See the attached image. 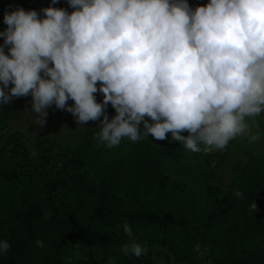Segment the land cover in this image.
<instances>
[{"label": "clouds", "instance_id": "obj_1", "mask_svg": "<svg viewBox=\"0 0 264 264\" xmlns=\"http://www.w3.org/2000/svg\"><path fill=\"white\" fill-rule=\"evenodd\" d=\"M67 3L70 13L5 11L0 106L30 95L36 125L55 105L77 125L103 117L96 139L107 148L151 135L192 153L225 149L248 131V118L264 113V0H208L195 8L188 0ZM123 229L130 243L120 251L146 255L127 222ZM35 245L44 246L40 239ZM10 249L0 239V255Z\"/></svg>", "mask_w": 264, "mask_h": 264}, {"label": "trees", "instance_id": "obj_2", "mask_svg": "<svg viewBox=\"0 0 264 264\" xmlns=\"http://www.w3.org/2000/svg\"><path fill=\"white\" fill-rule=\"evenodd\" d=\"M60 2L52 5L51 0H0V30L7 27L3 22L6 10L12 11L24 3L59 8ZM207 2L188 0L193 8ZM64 8L69 13L74 10L68 3ZM17 117L19 111L12 100L0 106V133ZM251 119L256 123V132L263 133L258 136L264 139L263 117ZM97 135L89 134L82 148L73 152L68 165L51 174L41 187L32 181L36 168L30 162L18 160L0 166V239L11 244L10 251L0 255V264H63L62 256L72 240L86 243L89 249L88 259L78 264H102L96 256L98 249L106 251L113 243H130L123 229L125 222L137 241L144 240L145 235L162 237L173 232L201 238L210 246L213 264H264V243L249 245L245 237L250 231L264 237V173L245 164L236 154L235 144L230 153L226 148L215 153L222 155L221 161L233 153L240 169L229 178L228 190L217 185L212 213L206 222L197 223L178 219L151 200L142 202L137 192H126L127 187L146 194L168 187V176L158 178L153 173V167L161 161L152 159L154 144L146 141L154 137L141 139L112 163L100 157L103 150ZM47 141L44 136L38 139L43 146ZM180 150L177 143L161 144L156 155L169 163L177 160ZM211 154L206 152L210 170ZM212 174L218 177L215 171ZM237 192L242 195L236 196ZM37 239L43 241V247L35 245Z\"/></svg>", "mask_w": 264, "mask_h": 264}, {"label": "rangeland", "instance_id": "obj_3", "mask_svg": "<svg viewBox=\"0 0 264 264\" xmlns=\"http://www.w3.org/2000/svg\"><path fill=\"white\" fill-rule=\"evenodd\" d=\"M66 4V0H61L59 8H64ZM21 7L26 11L36 10L43 16V13L40 12L43 7L38 3H24ZM3 43V38L0 37V45ZM5 52L7 54V48H5ZM97 86L99 87V82ZM94 95L97 102H102V93L97 92ZM12 101L19 111V117L9 121L8 128L0 133V166L10 165L18 160L30 162L36 168L32 181L40 187L51 174L68 165L73 152L82 148L89 134L99 133L100 120L103 119L101 117L100 120L77 125L72 114L59 110L55 105H52L47 109L48 115L45 118V123L36 125L29 113L31 112L32 97L30 95L13 97ZM72 103L73 101H68L69 105ZM105 111L109 119L116 115L115 109L110 103ZM261 117H263L262 121L264 122V113L261 114ZM248 120H250L247 121L248 131L230 141L226 149L230 153L231 146L235 144V152L244 160L245 164L249 163L255 166L258 171L264 173V139L258 136V134L263 133L256 132V123L251 118ZM170 135L169 133L168 136L170 137ZM182 135L187 136L188 133L184 132ZM40 136H44L48 140L44 146L38 143ZM149 141L154 144L152 159L161 161L158 166L153 167V173L158 178L168 176L170 178L168 187L162 191L150 190V194L136 188L127 187L126 192H137L142 202L146 203L151 200L156 206L160 207V210L169 211L178 219L186 218L197 223L206 222L214 208L213 200L217 185L219 184L223 191L230 188L228 187L229 178L240 169L237 164L238 160L231 153L230 156L225 157V162L221 161L222 155L219 156L220 154L212 151L210 155L212 167L210 170L206 164V152L203 150V146H201L199 153H192L185 149L183 145H180L181 150L177 153V160L164 163L163 159L156 155L159 146L166 143H179L169 142L168 139H147L146 143H149ZM138 143L139 141L131 142L125 138L120 145L113 148H107L101 144L103 151L100 157L114 163ZM238 145L239 150L237 149ZM89 169H91L90 163ZM214 171L218 174L217 178H214L212 174ZM245 237L249 245L264 243V237L254 231H250ZM143 239L142 241H136L146 247L148 251L146 255L139 258L131 255L125 256L120 251L121 246L124 244L120 243H113L106 251L98 249L96 256L102 261V264H213L210 246L201 238L194 237V235L173 232L162 237L145 235ZM88 254L89 249L86 243L72 240L62 256V263L78 264L86 261Z\"/></svg>", "mask_w": 264, "mask_h": 264}]
</instances>
